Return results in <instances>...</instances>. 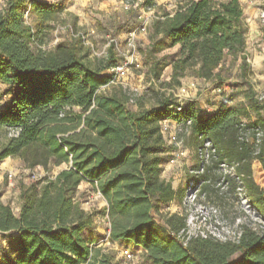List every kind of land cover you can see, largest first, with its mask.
I'll return each instance as SVG.
<instances>
[{"label": "trees", "instance_id": "obj_1", "mask_svg": "<svg viewBox=\"0 0 264 264\" xmlns=\"http://www.w3.org/2000/svg\"><path fill=\"white\" fill-rule=\"evenodd\" d=\"M180 1L185 2L173 13L152 21V51L162 50L164 40L179 45L173 77L188 68H195L203 79L219 76L224 56L245 49L240 2ZM63 10L57 1L6 0L0 11V83L9 96L0 105V130L19 129L0 145V161L14 156L28 167L67 164L53 178L44 176L22 188L17 215L0 200V233L8 234L10 241L0 264H120L89 238L95 212L74 201L82 181L96 182L106 202L109 239L143 252L152 264H264V229L244 226L236 241L191 237L184 243L177 237L185 228L184 217L169 214L160 224L152 216L179 196L171 181L161 177L169 147L159 121L171 116L191 120L192 145L208 139L219 161L237 164L250 203L264 219V187L251 178L254 160L264 174V97L256 98L248 86L245 103L223 101L216 112L204 116L196 102L187 101L177 110L173 98L157 92L155 105L145 108L138 103L133 110L122 89L98 92L109 79L104 73L117 60L113 46L95 67L84 60L78 39L42 48ZM26 11L34 16L33 25L24 21ZM72 107L80 112L73 113ZM249 110L256 118L242 123ZM254 128L262 131L257 145ZM236 252L241 258L229 261Z\"/></svg>", "mask_w": 264, "mask_h": 264}, {"label": "rangeland", "instance_id": "obj_2", "mask_svg": "<svg viewBox=\"0 0 264 264\" xmlns=\"http://www.w3.org/2000/svg\"><path fill=\"white\" fill-rule=\"evenodd\" d=\"M5 1L0 0V11L4 8ZM56 1L63 4L64 10L52 24L48 41L42 48L51 49L57 43L70 44L78 39L82 44L81 55L84 60L91 67H95L106 59L109 47L113 46L117 60L112 66L127 60L131 61V64L122 76L116 78L113 77L111 66L104 73L109 79L98 88V92L110 94L122 89L130 96L127 106L133 110L138 109V103L145 108L155 105L157 92L169 95L175 101L179 99L182 104L194 101L203 111L208 110V106L212 104L219 106L223 101L237 105L245 103L244 92L248 86L252 87L256 98L264 97V26L258 18L260 11L264 10V0H238L243 8L246 25L244 52L234 56L225 55L219 76L210 79L198 77L195 68H188L178 77L172 76V62L180 50L178 44L170 45L169 41L164 40L165 47L162 50L152 51V43L155 40L152 37V21L158 15L173 13L185 1L149 0V10L146 0H130L132 6H126L125 0H110L109 4L103 6L90 0ZM143 16L148 17L149 22L145 30H140ZM24 21L33 25L35 18L26 11ZM104 74H97L96 77L100 78ZM191 84L193 86L179 97L182 87L186 88ZM5 89L6 86L0 83L1 106L9 99V96L5 95ZM70 111L79 113L80 109L72 107ZM256 116V112L249 110L241 120L253 121ZM8 132L5 129L0 130V145L7 140ZM178 132L181 140L178 148L180 151L167 145L169 150L163 154L161 177L171 181L172 186L179 191V196L170 203L163 204L159 213L152 212L155 221L162 224V218L173 213L184 217L185 229L177 235L181 241L189 236L194 237L201 231L208 233L213 239L236 241L244 226L263 230L264 219L250 203L242 177L237 179L228 172L233 171L228 167L233 164L229 160H226L228 166L225 167H221L220 162L215 160L207 165L205 176L201 181L195 182L191 191L193 200L186 196L188 182L196 178L190 171L196 167L198 160L190 134L183 126L179 127ZM247 135L251 141V134ZM172 157L173 162L170 160ZM11 159L0 161V200L8 203L15 215L21 205L22 188L30 186L44 176L53 178L67 166L66 163L56 165L50 162L46 166L28 167L19 157ZM251 178L260 187H264V174L258 162L254 171L251 163ZM196 179H200V176ZM97 190L96 182L82 181L74 193V201L79 203L82 209L95 212L94 228L88 233L89 238L103 249L112 252L120 264H152L143 252L135 251L130 246L127 247L134 251L135 257L126 260L121 254L120 243L106 241L105 226L109 218L105 209L106 202L97 194ZM7 239L8 234L0 233V254H6L9 250L10 241ZM241 256L240 252H236L230 256L229 261H237Z\"/></svg>", "mask_w": 264, "mask_h": 264}, {"label": "built area", "instance_id": "obj_3", "mask_svg": "<svg viewBox=\"0 0 264 264\" xmlns=\"http://www.w3.org/2000/svg\"><path fill=\"white\" fill-rule=\"evenodd\" d=\"M124 3L126 6H132V3H130V0H125ZM147 8L149 10L150 6L148 5ZM258 18H259L262 26H264V10L260 11ZM148 22H149L148 17L143 16L142 21L139 25V29L145 30L147 28ZM130 64H131V61L127 60L120 65L112 66L111 72L114 75L113 77L116 78L118 76H122ZM192 86H193V84H191L190 86H188L186 88L182 87V89L180 91L181 93L179 94V97L182 94L186 93V90ZM217 90L219 91L220 88H217ZM176 103H177L176 109L180 110L183 104L180 102L179 99H178V101H176ZM190 123H191L190 119L182 120V121H176L171 116H166V117L161 118L159 121V124L161 127V132L164 136L165 144L168 146H173V147H175V150L180 151L178 148L180 147L181 140L179 137L178 129H179V127L183 126L184 130H186L189 133L190 132ZM242 123H244V122H242ZM180 130H181V128H180ZM18 132H19L18 128H11V129H9L8 135L9 136L16 135ZM253 132L255 134V145H257L259 142V139L262 135V131L259 128H254ZM247 133H249V131ZM250 139L252 140V138H250ZM176 147H177V149H176ZM180 154H182V153L180 152ZM195 155L197 157L198 162H197L196 167L194 169H192L190 172L193 173L196 178H198L200 175H202L205 172L207 165H209L212 161H214V160L219 161L218 156H217L216 147L208 139H205L201 143L200 146L196 147ZM170 160L173 162L174 157H172ZM219 162H220L219 165L221 167L228 166L226 164V162H227L226 159L219 161ZM236 165L237 164L234 162H233V164L229 165L228 167H230V170L231 171L233 170V171L232 172L228 171V172H229V174H231L230 176H234L237 179H239L240 175H238L235 172ZM10 175L11 174H9V176ZM196 178H193L190 182H188L189 185L185 189L186 196H190V198L192 200H193V194H191V191H193V187L195 186V182H197L198 180L201 181V179H196ZM97 194L100 195V192L98 190H97ZM184 229H182L181 231H184ZM105 231H106L105 232L106 241L107 242L111 241L109 239V220H108L107 225L105 226ZM194 237L207 238V237H210V235L204 231H201L200 234H197ZM189 238H191V237L190 236L187 237V239L184 240V243ZM112 242H114L116 244L118 243L116 241H112ZM120 246H121V254L126 260H132L135 257L134 251L129 249L127 246H123V244H120Z\"/></svg>", "mask_w": 264, "mask_h": 264}, {"label": "crops", "instance_id": "obj_4", "mask_svg": "<svg viewBox=\"0 0 264 264\" xmlns=\"http://www.w3.org/2000/svg\"><path fill=\"white\" fill-rule=\"evenodd\" d=\"M48 1L49 2H53V1H56V0H48ZM90 1L93 2V3L99 4V6H103L104 4H109V2H110V0H101V1H99V0H90ZM251 5H252V7L254 6L253 4H251ZM208 108H209L208 110L203 111L202 110V107L199 106L200 112L202 110L203 115L204 116H208V115H211L214 112H216V110L218 108V105L217 104H212V105L208 106ZM8 158L11 159V158H16V157H14V156H8ZM11 162H13V161H11ZM256 162H258V164L261 166V164H260V162L258 160L252 161V169H253V171H254V166H255Z\"/></svg>", "mask_w": 264, "mask_h": 264}]
</instances>
